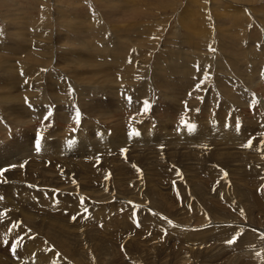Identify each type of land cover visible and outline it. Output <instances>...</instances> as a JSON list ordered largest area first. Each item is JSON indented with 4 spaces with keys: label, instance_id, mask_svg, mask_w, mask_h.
Here are the masks:
<instances>
[{
    "label": "rangeland",
    "instance_id": "1",
    "mask_svg": "<svg viewBox=\"0 0 264 264\" xmlns=\"http://www.w3.org/2000/svg\"><path fill=\"white\" fill-rule=\"evenodd\" d=\"M262 133L264 0H0V264H264Z\"/></svg>",
    "mask_w": 264,
    "mask_h": 264
},
{
    "label": "snow or ice",
    "instance_id": "2",
    "mask_svg": "<svg viewBox=\"0 0 264 264\" xmlns=\"http://www.w3.org/2000/svg\"><path fill=\"white\" fill-rule=\"evenodd\" d=\"M200 87H201V84H199V83L196 84V88H197V89H199ZM132 99H133V98H132L131 96L128 97V101H129V102H132ZM145 102L149 105V102H148L147 100H146ZM145 102H144V103H145ZM145 111L147 112V111H148V108H145ZM197 111H199V109H197ZM49 115H51V113H50ZM182 123H183V122H182ZM133 135H139V133H138L137 131H135V133H134ZM261 136L264 137V133H262ZM261 142L264 143V139H262ZM251 144H252V140L250 139V140L248 141V145H246V146H251ZM36 150H37V151L40 150V143H39V142H37ZM13 167H15V166H13ZM0 199H3V197H0ZM85 211H87V209H85ZM232 242H233L232 240H229V241H228V243H232Z\"/></svg>",
    "mask_w": 264,
    "mask_h": 264
},
{
    "label": "bare ground",
    "instance_id": "3",
    "mask_svg": "<svg viewBox=\"0 0 264 264\" xmlns=\"http://www.w3.org/2000/svg\"><path fill=\"white\" fill-rule=\"evenodd\" d=\"M248 199V198H247Z\"/></svg>",
    "mask_w": 264,
    "mask_h": 264
}]
</instances>
